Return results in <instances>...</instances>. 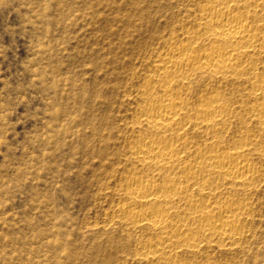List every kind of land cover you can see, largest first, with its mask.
<instances>
[{
  "label": "rangeland",
  "instance_id": "374dc122",
  "mask_svg": "<svg viewBox=\"0 0 264 264\" xmlns=\"http://www.w3.org/2000/svg\"><path fill=\"white\" fill-rule=\"evenodd\" d=\"M191 1L80 0L77 5L80 15L73 21L75 27L68 29L75 39L68 45L69 55L64 57V62L68 66L96 62V67L84 69L86 78L81 88L87 86V110L74 124H66L63 105H67L70 84L61 81L55 89L50 88L52 76L44 80L36 78L42 75V71H37L41 64L52 72L49 58L34 60L37 37L43 36L46 29L51 30L49 40L63 35L65 25L61 24L59 31L55 27L57 18L64 17L63 10L54 3L56 17L46 23L37 16L40 0H0V164L11 165L0 176L8 180L34 152L40 156L33 144H40L39 138L43 136L49 137L48 151L53 154L47 163L52 172L62 168L61 175L72 173L64 179L83 197L77 200L72 214L79 217L78 223L88 222L93 229L88 239L98 242L96 254L108 264H137L138 240H154L127 230L121 218L112 215V209L121 203L114 191L131 169L127 159L131 129L140 132L134 119L137 104L131 101L150 77L155 58L170 38L190 30L191 18L186 11ZM48 15L53 17L52 12ZM47 43L44 42V47ZM51 63L55 65L57 61ZM260 65L259 74L264 78V60ZM101 67L103 72L97 73L96 68ZM60 72L66 74L63 69ZM211 91H218V86L196 79L188 91V100L193 104ZM219 94L224 103L236 110L228 125L229 135L221 146L226 149L245 132L249 111L257 97L243 83L228 84ZM57 106L62 107L60 116L48 115ZM249 129L264 142V128L252 125ZM193 140L202 143L198 137ZM261 151L264 152V145ZM255 169L264 177V160L256 161ZM248 199L252 212L243 221L249 234L240 249L232 253L225 249L201 255L182 253L177 261L180 264H264L261 247L264 245V180L254 184ZM25 205L26 200L17 196L15 203L0 210V216H7L0 223V264H44L40 253L33 251L38 243L29 239L32 228L24 221L33 209L26 211ZM109 225L110 229H106ZM49 261L54 264L51 258Z\"/></svg>",
  "mask_w": 264,
  "mask_h": 264
},
{
  "label": "bare ground",
  "instance_id": "6f19581e",
  "mask_svg": "<svg viewBox=\"0 0 264 264\" xmlns=\"http://www.w3.org/2000/svg\"><path fill=\"white\" fill-rule=\"evenodd\" d=\"M191 4L190 30L170 38L131 101L140 132L131 129V169L114 191L121 203L112 215L127 230L154 238L138 240L137 264H180L182 253L240 249L249 234L243 221L252 212L248 198L264 180L255 169L264 160V142L249 129L264 128V0ZM199 78L218 91L192 104L188 91ZM240 83L257 102L245 132L223 149L236 110L219 91Z\"/></svg>",
  "mask_w": 264,
  "mask_h": 264
},
{
  "label": "clouds",
  "instance_id": "9594fccd",
  "mask_svg": "<svg viewBox=\"0 0 264 264\" xmlns=\"http://www.w3.org/2000/svg\"><path fill=\"white\" fill-rule=\"evenodd\" d=\"M54 3H58V8L64 13L63 18H57L55 27L59 31L61 24H64L65 28L60 39L49 40L50 29H46L43 36L37 37V55L34 60H41L43 56H47L48 66L52 68V72L41 64L37 71H42V75L36 78L44 80L46 76H52V83L49 85L52 89L58 87L61 81L65 85L70 84L69 99L67 105H63V111L67 116L66 124H74L87 110V86L81 88L86 78L84 69L95 68L96 62H84L81 65L73 63L71 66L65 64L64 57L69 55L68 45L75 39L69 35L68 29L75 27L73 21L77 15H80L77 11L80 0H40L38 19L47 23L55 18L56 11L52 8ZM49 12L53 13V17H49ZM45 41H48L46 47H44ZM52 60H56L57 63L53 65ZM61 69L66 74H61ZM103 70L102 67L96 68L97 73H102ZM61 111L62 107L57 106L48 115L55 118L60 116ZM39 139L40 144L34 143L33 147L40 151V156H36L34 152L32 157L24 162L23 167L15 169V175L8 180L0 176V210L15 203L17 196L26 200L25 210L33 209V211L24 222L32 228L29 239L38 243V248L33 251L40 253L44 264H50L49 258L54 264H108L104 257L96 254L95 245L98 242L88 239L93 233L88 222L78 223L79 217H74L72 214L77 200L83 199L80 191L64 179L72 173L63 172L61 175L62 168H58L55 172L51 171L47 163V158L53 154L48 151L49 137L43 136ZM44 141L48 143L44 144ZM35 161L39 163L34 164ZM10 167V164H0V172ZM45 173H48L47 177L41 179ZM6 220V215L0 216V223ZM261 247L264 248V245Z\"/></svg>",
  "mask_w": 264,
  "mask_h": 264
}]
</instances>
